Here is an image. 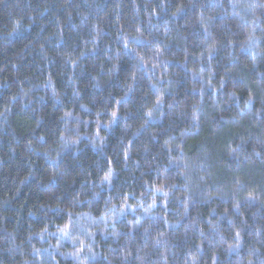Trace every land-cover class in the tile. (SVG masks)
I'll use <instances>...</instances> for the list:
<instances>
[{"label": "clouds", "instance_id": "9594fccd", "mask_svg": "<svg viewBox=\"0 0 264 264\" xmlns=\"http://www.w3.org/2000/svg\"><path fill=\"white\" fill-rule=\"evenodd\" d=\"M0 264H264V0H0Z\"/></svg>", "mask_w": 264, "mask_h": 264}]
</instances>
